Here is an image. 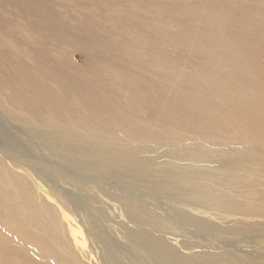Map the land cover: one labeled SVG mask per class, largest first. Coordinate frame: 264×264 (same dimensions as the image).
<instances>
[{"label":"rangeland","instance_id":"1","mask_svg":"<svg viewBox=\"0 0 264 264\" xmlns=\"http://www.w3.org/2000/svg\"><path fill=\"white\" fill-rule=\"evenodd\" d=\"M224 112L232 117L224 119ZM63 127L73 134L98 131L116 147L132 146L131 159L144 160L149 169L155 168L153 162L206 167L198 157L204 153L180 160L181 152L191 147L204 151L241 148L249 151L247 156L258 155L264 161V0H0V152L17 155V162H34L29 165L22 160L20 171L1 163L9 170L5 183L12 188L14 177H19L23 197L27 183L22 176L27 172L28 185L41 188L45 184L54 199L53 207L43 213L49 220L47 233L38 229L37 214L25 212L23 200L22 207H0L7 221H18L5 227L0 219V264H114L115 259L143 264L125 239L128 230L149 232L151 237L165 235L166 243L186 256L189 252L181 248L184 239L195 245L203 241L182 234L176 237V245L172 228L167 232L148 225L136 227L119 208L118 195L128 198V194L145 200L163 216V210L175 216V210L182 207L171 201L176 193L150 191L159 179L156 174H140L143 183H138L132 176L122 178L121 173L98 176L70 170L56 149L90 158L95 155L78 137L49 145L45 133ZM53 147L60 157L51 152ZM258 165L260 183L255 190L263 199L264 164ZM255 190L250 191L244 210L264 205ZM186 195L204 200L193 192ZM72 218L81 219L83 229L91 232L89 247L96 252H83L71 240V229L80 225L77 221L70 225ZM251 222L231 223L235 227L230 228H237L239 234L225 236L233 247L249 250L243 255L244 264H264V224ZM59 229L66 241L70 237L69 247L51 232L59 234ZM199 236L210 243L207 231Z\"/></svg>","mask_w":264,"mask_h":264},{"label":"bare ground","instance_id":"2","mask_svg":"<svg viewBox=\"0 0 264 264\" xmlns=\"http://www.w3.org/2000/svg\"><path fill=\"white\" fill-rule=\"evenodd\" d=\"M245 10L243 9V11H245ZM232 12H234V11H232ZM245 12L247 14L248 11H245ZM242 15H243V13H242ZM242 17H244V16H242ZM244 18H247V17L245 16ZM257 26H259V25H257ZM231 50L232 49H230V51ZM212 73H214V72L212 71ZM215 73H216V70H215ZM234 80H236V79H234ZM226 85H228V84H225V86ZM232 85H234V83ZM237 85H239V83ZM225 86H223V88ZM218 88H219V86H218ZM228 88L229 87H227V89ZM232 89H231V91H232ZM217 91H219V90H217ZM228 92H230V91H228ZM213 94H216V93L213 92ZM221 95H222V93H221ZM225 95H227V94H225ZM217 96H218V94H217ZM211 97L214 98V95L213 96L211 95ZM220 97L221 96L219 95V98ZM216 99L219 100L218 102L220 104V99L222 100V97L220 99H218V98H216ZM216 99H214V100H216ZM228 99L229 98H227V100ZM229 100H231V99H229ZM201 102L203 104V101H201ZM239 102L241 104H243L242 101H239ZM222 105L224 107V104H221V106ZM232 105L234 106V104H232ZM232 105L230 107H232ZM243 105H245V104H243ZM243 105H242V107H243ZM235 106H236V104H235ZM247 106H248V104H247ZM230 107H227L228 110H230L229 109ZM108 108H110V107H108ZM237 108H239V107L237 106ZM245 108H247V107H245ZM247 109H245V110H247ZM176 110H177V108H176ZM214 110L216 111V109H214ZM239 110H241V109H239ZM225 111H226V107H225ZM231 111H232V109H231ZM236 111H234L235 114H236ZM242 111H243V109H242ZM220 112H222V111H220ZM251 112L252 111H250V114H251ZM182 113H181V116H183ZM198 113H199V111H198ZM200 113H201V111H200ZM241 113H243V112H241ZM244 113H246V112H244ZM247 113H249V112H247ZM132 114H133V112H132ZM202 114H204V113H202ZM218 114H219V112H218ZM179 115H180V113H179ZM197 115H199V114H197ZM215 115H217V114H215ZM220 116H221V114H220ZM228 116L229 115H227L224 119H226ZM235 116L233 118H235ZM223 117H224V115H223ZM217 118H219V117H217ZM209 119H207L208 122H209ZM219 119L221 121V118H219ZM187 120H188V118H187ZM229 120L230 119L228 118V121ZM211 122H213L212 123L213 125H211V126H214V123H215L214 120ZM223 122L224 121H222V124H223ZM230 122H232V121H230ZM247 122H248V119H247ZM210 124H208V128H210L209 127ZM217 124H215V126H217ZM222 124L220 126H222ZM229 124H231V123H229ZM57 125H58V123H57ZM80 127L82 128V126H80ZM87 127L90 128L89 126H87ZM224 127H226V126L224 125ZM64 128L65 127L61 128L62 130H58L59 128H53L51 131L45 133V138H46V141L49 143V145L55 146L56 145L55 141L62 142V141H65L67 139H70V138L77 139V137H78V140L81 141L82 145L84 147H89V150L91 152L93 151L92 153L95 155L93 158H90L87 155H86L87 156L86 157V156H83L82 154L74 155L75 153L74 154L63 153V151H59L58 149L55 148L59 153L63 154L62 157H60L59 156L60 154H58L57 151H55L54 147L51 148V152L54 153L55 155H58L60 157L59 159H61L64 162V164L70 170L82 171L85 173L90 172L91 174H94V175L99 173L98 176H100L101 173H103V174H105V173L109 174L112 172H114V174L121 173L120 175L123 176V177L121 176L122 178H127V176L129 178L130 176H132L134 179H136V181L138 183H143V181L141 179H138V178H141L140 174H144V175L156 174L159 177V179H158V181L151 184L153 186V188H150L151 189L150 191H153V189H154V192L156 194V192L161 193V190H163V189L173 190L176 193V196L171 201L175 200L177 202V204L182 206V207H178V209L175 210V216L172 214V212L168 213L169 212L168 210H167L168 212L166 210H165L166 212L163 210V213H164V216H163V214L160 211L158 212L156 207H150V205L146 204L144 202L145 200L141 199V201H138L136 198H134V196L128 195V194H126L128 198L121 197L120 195H118L119 198L121 199L119 202L121 207H119V208L121 210L125 211V213L127 215L126 220L128 223H130L136 227L138 225H148L151 228L155 229L156 231L161 230V229L167 231V230H171V228H172L173 229L172 231L177 233V235H175L174 232L173 233L171 232L170 235L175 236V238L182 236V234H186V235H190V237L198 238V239H201L200 241H203V243L199 242L200 244H198V245L196 242V245H195L194 243L191 244L192 242L190 243L184 239L183 240L184 242L181 244V248H183L184 250L189 252L186 256H184V255H181V253H179L177 251V248L173 249L172 247H170L168 245V243H166V241L164 240L165 235L164 236L162 235V237L161 236L151 237L150 235L148 236L149 232H144L142 230H128L125 232V239L130 242V244L133 246L134 250L141 256V258L143 260V264H244L243 263V255H245L246 253L248 254L249 250L245 249V248H241V246H237V245L235 247H233L229 242H227L228 238L225 235H227V234H239V232H238L239 230L237 228L236 229L230 228V227H235V226H231V223H233L235 225H237V224L238 225H250V224H252L251 221H253V224H258V226H260V227H262V225L264 224L263 222L259 221V219L264 220V214H263L264 209H262L264 206L263 204H262V208H261V205L259 207H255L256 205H254L252 207V209L244 210L246 208V202H247L248 196L250 194V191H254L256 186L258 185V183H260V180L257 177L258 172H256L258 170V169L256 170V168H257L256 165L264 164V161L261 159L260 156H258V155H248L247 156V153L249 151L246 149H241V148L234 149V148L230 147V148H227L228 150L225 149V150L204 151V150L200 149V147H198V148L197 147H191V148H187V150H184L183 152H181L180 160H182V161L185 160V159H183V157H187L188 155H190L192 153H195V154L204 153V155H200L198 157L207 165L206 167L202 168V167H198L196 165H194L196 167L184 166V165L182 167H179V166L176 167V166H174L175 164L172 165V164H169L166 162H162V163H159V162L154 163L153 162V164L155 165V168L149 169L148 166L145 164V162H143L144 160H142V161L139 160V161L134 162V160L131 159V157L133 156L132 154L134 152V150L132 149V146L127 145L129 147L125 148V147H121V146L117 145V147H116L114 145L117 143L114 142L115 143L114 144L112 142L113 140H111V139H110L111 141L107 140L104 137V135L101 136L98 131L94 132V131H91L90 129H85L86 132L84 131L85 133H83V134H80V133L73 134V133L69 132L70 129L67 131L66 128L65 129ZM218 128H219V126H218ZM211 129H212V127H211ZM211 129H210V131H211ZM215 129H216V127L214 128V130ZM219 130H221V129H219ZM228 130H230V129H228ZM216 132H218L217 129H216ZM207 134H209V133H207ZM127 135H128V133H127ZM226 135H224V136L226 137ZM224 139H222V140H224ZM225 140H227V138ZM134 148H135V146H134ZM248 148L251 150H254L251 147H248ZM204 149H205V147H204ZM215 151H217V152H215ZM10 152H12V149ZM86 153H88V152H86ZM227 153H228V156L226 155ZM12 154L7 153V151H6V153L0 152V207H7V208L22 207V200H23V202L25 203V212L28 214H32V213L37 214L38 217H34V218L39 222L38 229L44 233H47L49 229L47 228L48 225L45 223L49 220H47L46 217L43 218V215H44L43 213H46L48 210H50L51 207H53L52 204H54V199L49 195L48 190L45 188V186H46L45 184L40 185L41 188L40 187L37 188V186H38L37 184L34 187H30L28 185V181H30V177H29V174L27 172H24L25 176H22V178L27 183L26 184L27 187L25 188V194L23 197H21V194H20L21 188H22V183H21V179L19 177L15 176L14 180H13V183H15V185H13L12 188H9V189L7 188L6 183H5V177H6V173H8L9 170L7 167L4 168L1 163H4V164L9 163L14 168H16L18 171L24 169V166L20 165V162L22 160L29 165L34 164V162L33 161L31 162V160H29V159H22V160L20 159L17 162V159H18L17 155L14 156ZM77 157H79L78 158L79 161L77 160ZM173 159H174V156H173ZM177 159H179V158H177ZM131 161H133V162H131ZM172 161H174V160H171V162ZM176 162L174 161V163H176ZM191 163L195 164L194 162H191ZM259 167H261V165ZM122 168H125V171ZM47 170H51L52 172L57 173V174H62L69 179H74V177H72L69 173H64V171H62V170H54V168H49V167L47 168ZM35 174H38V173L35 172ZM102 184H104V183H102ZM127 192H130V190H127ZM187 192H193L195 194H200L204 197V200H199L195 196L186 195ZM104 195H105V193H104ZM123 195H125V194H123ZM255 195L259 196L260 198L262 196V195L257 194V190H255ZM150 196H152V195H150ZM157 196H158V194H157ZM159 196L161 197L162 195H159ZM261 200H264V198L263 199L261 198ZM242 207H243V210H242ZM192 213H194V214H192ZM51 216H53V215H49L48 217H51ZM0 219H4L5 227L8 226V223L9 224H17V222H18L14 218L9 219L7 221V217L3 214V209H1V208H0ZM74 221H77L78 223H80V225H79V227L71 229L72 230L71 236H70L71 240H74L76 245L79 246L83 252H93L94 249H90V247H89V241L91 240V238H93L91 232L85 231L83 229V226L81 224V219L76 220L75 218H72L70 225L72 223H74ZM186 227H190L193 230H190ZM60 231H59V234H56V232L54 233L53 231H51V232L53 233V235L56 239H59L61 237L62 240L66 241V237L64 236L62 231L61 232ZM204 231H207L208 233H210V236L206 237V238L209 239L211 244L210 243L206 244V242L204 240L205 237L199 236ZM242 232H244V231H242ZM167 234H169V233H167ZM178 234H180V235H178ZM96 236H98V235L96 234ZM260 236H262V235H260ZM70 237H69V239H70ZM33 238H36V237H33ZM96 238H98V237H96ZM177 238L174 240L176 242V245L178 242ZM258 238H260V237H258ZM69 239L64 243V246H68ZM234 241L240 245H241V243L244 244V241L241 242V239H235ZM94 242H97V241L94 239ZM245 244H246V242H245ZM178 245H179V242H178ZM95 246H97V245H95ZM98 249H100L101 252L104 250V248H102V247L98 248ZM195 249H200V250L205 249L206 251L203 253H195V252H193ZM95 250H97V249H95ZM241 256H242V258H241ZM116 261H120V260L115 259L113 263L114 264H130L129 262H116Z\"/></svg>","mask_w":264,"mask_h":264}]
</instances>
